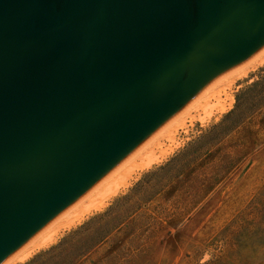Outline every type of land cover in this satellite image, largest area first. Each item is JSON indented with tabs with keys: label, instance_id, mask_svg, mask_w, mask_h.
<instances>
[{
	"label": "water",
	"instance_id": "95a60500",
	"mask_svg": "<svg viewBox=\"0 0 264 264\" xmlns=\"http://www.w3.org/2000/svg\"><path fill=\"white\" fill-rule=\"evenodd\" d=\"M262 46L264 0H0V263Z\"/></svg>",
	"mask_w": 264,
	"mask_h": 264
},
{
	"label": "rangeland",
	"instance_id": "374dc122",
	"mask_svg": "<svg viewBox=\"0 0 264 264\" xmlns=\"http://www.w3.org/2000/svg\"><path fill=\"white\" fill-rule=\"evenodd\" d=\"M227 85L149 146L166 155L13 264H264V61Z\"/></svg>",
	"mask_w": 264,
	"mask_h": 264
},
{
	"label": "bare ground",
	"instance_id": "6f19581e",
	"mask_svg": "<svg viewBox=\"0 0 264 264\" xmlns=\"http://www.w3.org/2000/svg\"><path fill=\"white\" fill-rule=\"evenodd\" d=\"M263 61L264 46L259 48L245 61L211 80L190 101H188L179 111L165 121L129 155L121 160L83 195L49 221L41 230L26 241L14 253L4 259L0 264H13L14 260H21L25 258L36 248L41 247L55 239L54 237L57 233H59V230L70 226L76 220H79L85 213L103 205L105 199L115 193L118 187L126 182V179L129 177L130 173L134 171V169L149 165L151 162L166 155L171 150L170 144H173L175 140L173 139V131H175L177 127L183 125L185 115L189 113V110L193 108L202 97L213 92L216 86H228L227 84H229V82L231 83L232 80L245 75L248 70L255 68ZM218 107L223 110L225 104L223 102L218 103ZM189 116L191 115L189 114ZM158 138H164L168 140L170 144H166V146L162 145L163 147H160L159 143L158 149L154 150L155 148H150L149 146L151 143L155 140L157 141ZM135 159H137V161H135Z\"/></svg>",
	"mask_w": 264,
	"mask_h": 264
}]
</instances>
